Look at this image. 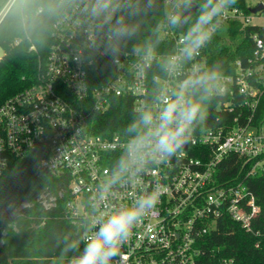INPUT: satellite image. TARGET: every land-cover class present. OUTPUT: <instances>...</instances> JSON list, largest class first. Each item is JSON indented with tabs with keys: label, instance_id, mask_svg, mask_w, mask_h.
<instances>
[{
	"label": "built area",
	"instance_id": "built-area-1",
	"mask_svg": "<svg viewBox=\"0 0 264 264\" xmlns=\"http://www.w3.org/2000/svg\"><path fill=\"white\" fill-rule=\"evenodd\" d=\"M177 3L165 0V15ZM251 9L250 14L235 6L223 11L215 18L213 36L233 22L264 28V24H252L254 15L264 9L255 14ZM180 29L165 23L161 28L162 38L174 42V51L167 56L154 49L145 59L133 49H121L113 62L103 53L96 22L79 10L64 13L53 23L52 42L35 83L0 105V176L11 156L24 158L31 152L41 157L37 175H67L70 200L66 210L80 228L84 245L92 220L130 206L141 194L159 186L156 208L133 229L112 264H238L234 256L206 247L208 237L225 220L264 238L261 208L247 185L250 177L264 174V123H252L264 93V36L254 35L253 56L237 60L236 74L218 76L207 92L219 98L215 109L229 114L235 112L236 95L241 96V106L249 109L245 123L239 122L243 116L239 112L232 124L206 127L205 117L199 114V122L196 119L189 127L181 149L163 159L146 153L139 164L110 184L120 160L127 156L130 136L97 134V117L108 112L114 99L125 97L134 113L145 107L156 112L163 100L174 99L173 93L194 75L195 67L207 68L205 49L211 40L175 71H162L161 61L178 54V40L184 34ZM19 43L16 39L15 44ZM101 62L105 82L95 86L94 73ZM197 89H189L188 97ZM215 121L221 117L217 115ZM231 156L239 159L242 169L247 168L245 176L220 183V166ZM49 204L56 206L57 198L51 196Z\"/></svg>",
	"mask_w": 264,
	"mask_h": 264
},
{
	"label": "trees",
	"instance_id": "trees-1",
	"mask_svg": "<svg viewBox=\"0 0 264 264\" xmlns=\"http://www.w3.org/2000/svg\"><path fill=\"white\" fill-rule=\"evenodd\" d=\"M164 1L156 0L157 6L154 10L134 21L139 29L138 36L123 45L122 50H132L151 41L156 44L157 52L164 56L173 53L174 42L161 36L165 18ZM195 1L198 8L189 23L179 30L182 33L188 31L200 14L199 5L203 0ZM6 2L7 0H3L0 4V11ZM58 3L59 0H15L1 21L0 47L5 54L0 60V105L35 83L39 64L44 60L52 42L53 23L65 13L59 7L53 13L49 12V7H55ZM232 6L250 14L247 0H237ZM256 34L264 36V28L253 25L243 27L241 23L233 22L221 29L205 49L207 68H214L218 76L235 75V62L246 61L253 56V36ZM16 39H20L18 45L15 44ZM32 46L36 50H31ZM103 73L101 62V67L94 73L95 86L105 82ZM259 85L263 89V85ZM191 99L207 105L206 127L232 124L239 112H243L239 122L243 124L247 121L249 109L241 106L242 97L239 95L234 99L233 114L225 113L222 109L220 112L216 110L219 98L207 96V92L201 88L194 91ZM217 115L221 117L220 122L215 121ZM137 116L127 97L114 99L108 112L97 117L95 132L130 136L128 125ZM197 121L199 122V115ZM252 123H264V93ZM40 159L37 152H31L24 158L11 156L6 170L0 176V264H69L81 254L85 246L80 228L73 223L66 210V203L70 200L69 177L37 175L36 167ZM246 170L247 168L242 169L237 157L231 156L220 166L219 181L224 183L231 178L238 181L245 176ZM247 185L256 196L257 204L261 208V223L264 225V174L250 177ZM60 193L62 195L59 197ZM38 195H47L48 203L49 198L55 196L57 205L45 207L44 200L37 199ZM24 200L30 202L20 208ZM7 210H14L17 215L8 217L5 213ZM258 243L259 246H256ZM206 247L234 256L238 264H264V238L245 233L239 225L231 221L225 220L221 223L219 230L208 237Z\"/></svg>",
	"mask_w": 264,
	"mask_h": 264
},
{
	"label": "clouds",
	"instance_id": "clouds-1",
	"mask_svg": "<svg viewBox=\"0 0 264 264\" xmlns=\"http://www.w3.org/2000/svg\"><path fill=\"white\" fill-rule=\"evenodd\" d=\"M236 2L203 0L199 5L200 14L178 40V54L161 61L162 71L171 73L182 61L191 60L211 40L215 31V18L223 11L230 10ZM156 6V0H59L58 5L49 7V12L53 13L56 7L67 14L79 10L95 21L103 37V53L116 62L122 46L138 36L139 29L134 21ZM193 7L194 0H178L175 8L165 15V26L179 28L187 23L188 19L182 12ZM156 33L159 34V28ZM155 46L149 41L133 51L147 59L152 56ZM217 79L218 73L214 68L195 67L194 75L185 79L173 93L174 99L163 100L162 107L156 112L148 107L140 109L137 118L128 125L130 140L127 156L120 160L110 184L119 180L121 174L128 172L132 165L139 164L146 153L163 159L181 149L187 143L189 127L201 112L200 102L189 98L188 90L201 88L204 92H210ZM102 190L106 191L107 188ZM160 195L158 186L141 194L130 206L115 209L110 214L92 220L91 234L73 264H112L133 229L156 208Z\"/></svg>",
	"mask_w": 264,
	"mask_h": 264
},
{
	"label": "rangeland",
	"instance_id": "rangeland-1",
	"mask_svg": "<svg viewBox=\"0 0 264 264\" xmlns=\"http://www.w3.org/2000/svg\"><path fill=\"white\" fill-rule=\"evenodd\" d=\"M10 0H7V2H6V4H5V6L8 4V2H9ZM3 2V0H0V4ZM15 1H12L10 4H9V6H8V8H6L5 10H4V8H5V6H4V8H2V10L0 11V21L2 20V18L5 16V14L7 13V11L9 10V8L13 5V3H14ZM261 2V0H247V4H248V7L249 8H253V7H256L259 3ZM8 9V10H7ZM4 10V11H3ZM252 24H254V25H263L264 24V12H262V13H259V14H257V15H254V19H253V21H252ZM225 29V28H224ZM208 113V107H207V105L206 104H201V112H200V116H201V118H204L205 117V115ZM37 199H43V200H45V202H46V199H47V195H38L37 196ZM30 201L29 200H24L23 202H22V204H21V207L20 208H23V207H25V206H27L28 205V203H29ZM48 207H50V204L49 203H45ZM19 208V209H20ZM7 215H8V217H10V216H16L17 214H15V212H14V210L13 211H6L5 212Z\"/></svg>",
	"mask_w": 264,
	"mask_h": 264
},
{
	"label": "water",
	"instance_id": "water-1",
	"mask_svg": "<svg viewBox=\"0 0 264 264\" xmlns=\"http://www.w3.org/2000/svg\"><path fill=\"white\" fill-rule=\"evenodd\" d=\"M197 8H198V5H197L196 2H194V7H193L191 10L185 12L184 16L187 17L188 22L185 23V24H183V25L181 26V29H183V28L189 23V21L191 20L192 16H193L194 13L196 12ZM9 9H10V8H9ZM263 9H264V4H263V3H260L258 6H256V7H254V8L251 9V13L255 14V13H257V12H259L260 10H263ZM8 11H9V10H8ZM8 11H7V12H8ZM6 14H7V13H6ZM6 14H5V15H6ZM4 17H5V16H4ZM4 17H3V18H4ZM3 18H2V20H3ZM2 20H1V21H2ZM1 21H0V23H1ZM4 54H5V53H4L3 48L0 47V60L4 57ZM185 148H186V146H185Z\"/></svg>",
	"mask_w": 264,
	"mask_h": 264
}]
</instances>
